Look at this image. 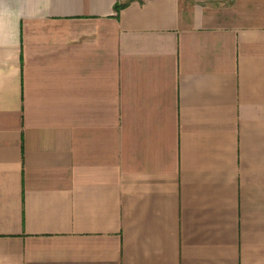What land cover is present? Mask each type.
I'll return each instance as SVG.
<instances>
[{
	"label": "crops",
	"instance_id": "1",
	"mask_svg": "<svg viewBox=\"0 0 264 264\" xmlns=\"http://www.w3.org/2000/svg\"><path fill=\"white\" fill-rule=\"evenodd\" d=\"M0 264H264V0H0Z\"/></svg>",
	"mask_w": 264,
	"mask_h": 264
},
{
	"label": "trees",
	"instance_id": "2",
	"mask_svg": "<svg viewBox=\"0 0 264 264\" xmlns=\"http://www.w3.org/2000/svg\"><path fill=\"white\" fill-rule=\"evenodd\" d=\"M125 5V2L117 1L115 4V8L117 11H120V9Z\"/></svg>",
	"mask_w": 264,
	"mask_h": 264
}]
</instances>
